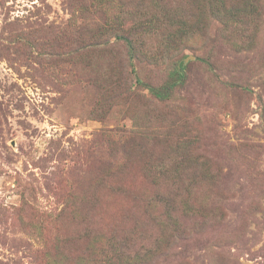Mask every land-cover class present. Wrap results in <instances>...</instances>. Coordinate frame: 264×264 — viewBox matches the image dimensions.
Returning a JSON list of instances; mask_svg holds the SVG:
<instances>
[{
	"label": "rangeland",
	"instance_id": "374dc122",
	"mask_svg": "<svg viewBox=\"0 0 264 264\" xmlns=\"http://www.w3.org/2000/svg\"><path fill=\"white\" fill-rule=\"evenodd\" d=\"M217 1L0 0V264H264V0Z\"/></svg>",
	"mask_w": 264,
	"mask_h": 264
},
{
	"label": "trees",
	"instance_id": "16d2710c",
	"mask_svg": "<svg viewBox=\"0 0 264 264\" xmlns=\"http://www.w3.org/2000/svg\"><path fill=\"white\" fill-rule=\"evenodd\" d=\"M218 4L224 5L226 4V0H218L217 1ZM238 3V2H237ZM244 6L246 5L245 2H241ZM143 23V24H142ZM141 24H137L134 25L132 28L134 31H142L146 24L147 21L142 22ZM151 29H147L146 32H149ZM129 42V48L130 50H136V44H133L132 39L129 40L128 38H126ZM139 83H143V81L141 79H138ZM148 88L157 96L160 98H163L165 93L162 92V90L152 86V85H147ZM156 160H158L159 164L157 165L158 168L157 169H149V171H153V175L156 177H161L167 180H171L174 181L173 183V188L170 190H166L163 191L162 195L163 197H161V200L163 201V211L164 213L158 216H155L154 220H156L155 224L158 228H160V234L159 237L156 238V245L160 242H162V236H166V231H171V230H175V226H179V220L175 217V215H177L178 212L175 211V198L177 197V194H175V179H179L180 178V172H188V169H175V160L173 161L171 158H165V159H160V158H156ZM184 175H188V173L184 174ZM154 201V199L152 200ZM151 205V204H150ZM159 230V229H158ZM113 242H109V245L113 248V249H117V244L116 241L114 239H111ZM142 248V247H141ZM136 251L133 255V257L131 259L127 258L126 260H120L119 255L117 256H113L111 257V255L109 257H106V261H103L101 263L98 264H146L145 262V258L139 256L140 255V250ZM147 250L150 252L151 249ZM132 252H134V250L132 251L131 249L128 250V254H131ZM139 254V255H138ZM143 262H142V260Z\"/></svg>",
	"mask_w": 264,
	"mask_h": 264
}]
</instances>
